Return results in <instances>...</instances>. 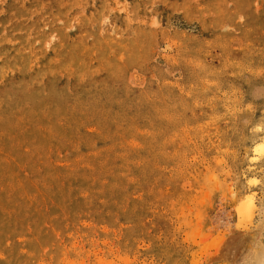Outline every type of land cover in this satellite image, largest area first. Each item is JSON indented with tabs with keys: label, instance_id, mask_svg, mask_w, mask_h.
Here are the masks:
<instances>
[{
	"label": "rangeland",
	"instance_id": "obj_1",
	"mask_svg": "<svg viewBox=\"0 0 264 264\" xmlns=\"http://www.w3.org/2000/svg\"><path fill=\"white\" fill-rule=\"evenodd\" d=\"M0 264H264V0H0Z\"/></svg>",
	"mask_w": 264,
	"mask_h": 264
},
{
	"label": "bare ground",
	"instance_id": "obj_2",
	"mask_svg": "<svg viewBox=\"0 0 264 264\" xmlns=\"http://www.w3.org/2000/svg\"><path fill=\"white\" fill-rule=\"evenodd\" d=\"M256 149V148H255Z\"/></svg>",
	"mask_w": 264,
	"mask_h": 264
}]
</instances>
